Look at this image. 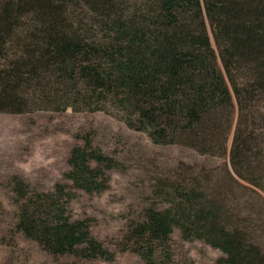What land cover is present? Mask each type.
I'll return each mask as SVG.
<instances>
[{
  "label": "trees",
  "instance_id": "obj_1",
  "mask_svg": "<svg viewBox=\"0 0 264 264\" xmlns=\"http://www.w3.org/2000/svg\"><path fill=\"white\" fill-rule=\"evenodd\" d=\"M68 109L218 158L222 174L211 186L213 167L186 164L178 179L158 178V200L116 249L93 235L91 218L71 215L65 184L43 191L14 176L26 238L72 264L112 262L116 250L172 264L177 228L221 250L216 264H264L245 217L224 206L233 187L264 195V0H0V112ZM67 161L65 177L90 194L125 167L90 133Z\"/></svg>",
  "mask_w": 264,
  "mask_h": 264
},
{
  "label": "rangeland",
  "instance_id": "obj_2",
  "mask_svg": "<svg viewBox=\"0 0 264 264\" xmlns=\"http://www.w3.org/2000/svg\"><path fill=\"white\" fill-rule=\"evenodd\" d=\"M90 133L95 146L125 164L124 170L110 169L106 190L87 193L73 188L65 177L71 149ZM186 164L213 167L211 186L221 176V160L203 157L180 145H157L140 131L105 112H62L39 110L24 114L0 112V264H66L69 256H53L38 242L17 230L18 201L12 180L19 176L33 187L49 191L63 183L74 193L67 206L74 218L89 217L92 233L109 247L116 243L132 218L158 199V178L178 179ZM234 196L225 201L229 213L243 215L251 234L264 250V195L251 187H233ZM260 193V195H259ZM172 264H216L222 251L202 239H185L179 229L171 236ZM85 264H145L131 251L116 250L112 262Z\"/></svg>",
  "mask_w": 264,
  "mask_h": 264
}]
</instances>
